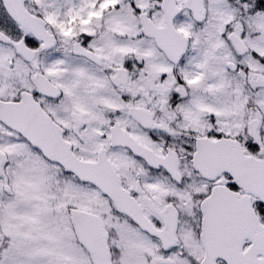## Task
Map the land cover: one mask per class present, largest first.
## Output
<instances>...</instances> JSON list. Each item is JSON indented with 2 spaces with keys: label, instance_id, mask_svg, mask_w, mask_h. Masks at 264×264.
Returning <instances> with one entry per match:
<instances>
[{
  "label": "flooded vegetation",
  "instance_id": "obj_1",
  "mask_svg": "<svg viewBox=\"0 0 264 264\" xmlns=\"http://www.w3.org/2000/svg\"><path fill=\"white\" fill-rule=\"evenodd\" d=\"M31 4L32 1L28 0L27 10L43 18L46 30L55 38V46L51 49L43 48L41 41L9 19L3 18L4 13L1 10L0 31L10 36L13 41L8 44L0 43V47L7 53L3 57L5 70L0 72V112L6 105L11 112L18 111L19 108L26 115L29 104L36 103L46 118L62 129L63 139L74 150L76 146L73 140L83 142L88 122L74 109L58 115L59 104L66 98L64 88L73 80L72 76L70 80L62 77L61 70H54L56 59L66 60L71 65L75 88L90 86L91 69H98L118 104V107L113 108L107 105L97 106L102 117L97 124L100 129L98 137L102 142L100 147H106L107 154L108 151L121 150L133 160L134 165L125 166L126 161L119 159V165L125 168H114L123 186L130 192L135 206L144 216L143 219L155 231H162L164 228L163 213L169 219L176 216V243L165 251L159 239L143 232L127 216L117 214L123 228L127 226L132 236L133 231L136 235L138 232L143 240L149 241V245L145 241L143 253L140 248V259L139 253L132 251L131 259V253L128 257L125 247H119L115 242L110 243L112 264H137L139 260V264L143 260V264H165L169 261L201 264L205 254L200 238L204 230L202 223L209 213L210 217L214 215L213 208L209 210L204 202L218 187H225L234 194H225L230 201L237 199L243 201L247 207L254 208L264 223V206L255 195L243 192L234 183V179L225 173L213 177L212 180L203 178L193 170L191 164L196 143L202 138L214 142L226 139L237 142L244 154L254 156L264 163V78L259 73L252 74L257 62L264 64V56L250 46V41L259 37L261 32L258 27L252 28L250 22H247L251 16H259V19L264 17V0H85L83 11L75 9L60 20L66 27L64 30L54 27L56 22L46 19L41 12L37 15ZM223 10L225 12L221 13ZM116 24L134 25L133 34L125 35L124 41L134 45L145 44L153 54L161 58L162 63L147 64L135 57L132 51H126L119 61L107 62L104 56L106 45L123 34L122 27L117 29ZM151 27L156 32L148 34L152 31ZM64 31V36L69 40L67 47L60 45ZM262 32L264 34V25ZM235 38L243 43V53L241 49L239 52V49L234 48L231 40L234 41ZM19 41L32 52L30 60L17 53L16 44ZM205 42L213 48V57L208 60L202 56ZM78 50L82 54L78 55ZM193 57H196L193 70L200 74L187 77L185 69ZM45 59L47 62L51 61V65L44 63L43 66ZM207 62L221 66L224 83H228L231 76L235 83L243 84L237 91L238 103L235 99L231 100L230 109L225 107L223 111H217V105L215 109L203 107L205 99L211 101V89L217 91V98L220 91L219 85L214 84L203 93L204 88L199 82L207 74L203 72L210 70ZM16 63L20 65V71H17ZM246 65L247 68L243 69ZM146 80L148 82L144 87ZM235 83L229 84L232 93L235 92ZM235 103L238 106L235 107ZM76 113L78 117L75 116ZM0 128V138L6 131L11 137L30 147L17 131L1 120ZM129 137L156 157L171 155V158L165 159L164 168L152 169L143 160L131 155L127 145L133 141ZM116 142L118 145L112 146ZM143 153L148 156L145 151ZM0 155L5 161L0 166L1 172L6 165V156L1 149ZM187 168L191 171L189 175L196 179L197 188L202 181L203 184L198 189L189 188ZM174 169L177 174L173 179L169 170ZM261 174L260 169L257 175ZM161 180L164 182L163 187ZM153 182L161 187V193L159 187L152 186ZM173 186L181 191L186 189L185 195L162 192L169 191ZM224 205L229 211L234 210V204ZM186 227L196 228L186 230ZM168 230L169 228L166 231ZM1 241L0 235V250L4 243V240ZM187 243L195 249L198 248L199 253L189 251ZM248 246L249 242L245 241L243 250ZM134 247L135 243H132L131 249H135ZM219 254L216 251L215 255ZM213 264L226 262L215 258Z\"/></svg>",
  "mask_w": 264,
  "mask_h": 264
},
{
  "label": "rangeland",
  "instance_id": "obj_2",
  "mask_svg": "<svg viewBox=\"0 0 264 264\" xmlns=\"http://www.w3.org/2000/svg\"><path fill=\"white\" fill-rule=\"evenodd\" d=\"M30 1L33 3L31 4L32 9L36 14L41 12L46 19L56 22L54 27L60 30L66 28L63 21L60 22L62 18L71 14L75 9L83 11L85 6V0ZM37 4L39 7H37ZM220 6L223 8L221 2ZM223 12L225 11L223 10L221 13ZM247 22H250L249 25L252 28L253 26L258 27V31L261 32L259 37L255 38L252 42L250 41V46L263 57L264 34L262 27L264 25V17L259 19V16H251ZM58 23L60 24L58 25ZM115 26L117 29L122 27L123 34L106 45L104 56L107 62L119 61L120 57L126 51H132L135 57L139 60H144L147 64L162 63L161 58L153 54L145 44L134 45L133 43L124 41L125 35L133 34L134 25L121 26L116 24ZM205 32H208V30ZM64 34L65 31L61 37L60 45L62 44V46L67 47L69 40ZM203 45L202 56L208 60V58L213 57V48L207 42ZM6 55L7 53L5 54L3 48L0 47V72L1 70H5L3 57ZM194 58L196 57H193L188 62L185 69L187 71L185 74L187 77H193L197 72V70H193ZM50 60L52 61L53 58ZM56 60L54 70H61L63 72L61 74L62 77L70 80V76H72L73 80L72 83L64 88L66 98L59 104L58 115L74 109L85 117L88 122V129L82 143L77 139L73 140L76 146L74 153L80 159L94 160L96 151L102 145L101 139L98 137L100 129L97 128V124L102 117L97 106L104 107L107 105L111 108L118 107L117 101L98 69H91L92 73L89 75L90 86L85 85L80 88H75L71 65L66 60ZM51 61L47 62L45 59L42 65L44 66V63L45 65L47 63L51 65ZM207 65L210 67V70L204 76L203 81L199 82L204 88L203 93H205V89H211L214 84L219 85L220 91L217 98V91L211 89V101L217 102L213 103L205 99L203 102L204 109H215L217 105V111H223L225 107H229L231 100L235 99L238 103L237 91L243 87V84L235 83L231 79V76L227 80L228 83H224L225 78L221 74V66L218 63L211 62H207ZM247 65L243 69L247 68ZM16 67L17 71L21 70L18 63H16ZM252 70L254 71L252 74L259 73L264 78V64L257 62V66ZM139 82L141 83L142 79ZM147 82L148 80L144 81V87L147 85ZM233 83H235V92L232 93L230 91L231 88L229 89V84L232 85ZM262 92H264V89H262ZM237 103H235V107L238 106ZM189 107L191 106L189 105ZM221 117L222 115L219 116V118ZM198 118L199 113H197ZM209 118L211 117L209 116ZM205 122L207 121L205 120ZM0 149L4 151L6 156V165L0 172V231L4 240L2 249L0 250V264H90L87 253L78 244L71 228L68 213L70 208H77L98 216L102 220L105 230L112 234V238H109L110 243L115 242L119 247H125L128 257L129 253H131V259H133L132 251L136 250L138 254L141 248V253H143V247H145L144 244L147 240H143L138 232L136 235L133 231L132 236L127 226L122 227L111 207L108 205L109 201L104 199L97 189L91 186H85L63 173L57 166L49 165L37 151L27 147L17 138L11 137L6 131H4L3 136L0 138ZM108 156L112 164L114 162L115 165L113 164V166L119 170H123L126 165H134L133 160L126 153L121 152V150L108 151ZM170 158L171 156H169ZM119 159L126 161L125 166L119 165ZM157 159H159L158 155ZM189 173L191 171L187 168L189 188L198 189L203 184L202 181L197 188L196 179L192 175H189ZM163 179H165L164 175ZM210 179L212 180V178ZM161 181L163 182V180ZM163 185L164 182L161 187ZM152 186L159 187L155 182L152 183ZM161 187H159V193H161ZM185 190H177V186H173L169 191L162 190V192H173L171 195L181 194L183 196L185 195ZM147 191L145 192L147 193ZM217 219L219 218L217 217ZM213 221H215V215H213ZM213 221H211V227H213ZM215 225L217 224L215 223ZM164 227H169L166 221ZM195 228L193 227L191 229V227H186V230H194ZM170 231L171 227H169V237ZM161 233L163 234V231ZM130 243H135V249H131ZM147 245H149V241H147ZM187 247L189 251H197L199 253L198 248L195 249V247L188 243ZM141 253H139V259L141 258ZM197 253L195 254L197 255ZM131 259H129V263H131ZM139 261H137V264H139ZM143 261H141V264H143ZM179 262L172 263L169 261L165 264H180Z\"/></svg>",
  "mask_w": 264,
  "mask_h": 264
},
{
  "label": "water",
  "instance_id": "obj_3",
  "mask_svg": "<svg viewBox=\"0 0 264 264\" xmlns=\"http://www.w3.org/2000/svg\"><path fill=\"white\" fill-rule=\"evenodd\" d=\"M1 1L6 13L15 22L35 33L42 30L43 25H45L42 19L32 16L25 10L24 2L26 0ZM75 116L78 117L76 114ZM0 120L17 131L46 159L59 164L65 172L73 174L81 182L89 183L98 188L102 194L109 197L117 210L126 212L143 230H148L151 235H156L159 238L163 236L161 238L163 246L168 247L167 244L170 239L163 234L148 229L146 222L139 216L133 202L127 198V194L121 189L119 178L103 148L99 149L96 160L93 162L77 158L71 150V145L64 141L58 126L47 119L45 113L34 102L29 104L26 115L21 113L19 108L18 111L11 112L5 105L2 112H0ZM132 148L140 149L134 144ZM196 149L197 151L192 159L193 168L196 172L207 179L220 173H228L236 179L244 191L262 197L264 200V164H257L250 157L243 156L239 146L234 145L230 140L212 142L207 139H200L196 143ZM3 162L4 158L0 155V166ZM260 169L262 174L258 176L257 172ZM240 170L244 172L241 173ZM169 172L174 174L175 171ZM251 179H254L258 184L256 187H249ZM220 190H223V188L221 187ZM216 193L217 190H214L204 202L209 210L213 208L214 215H217L215 221L209 213L206 222L202 226L208 229L212 228L211 221H213V225L215 223L218 225H215V227L224 226L223 229H227V232L224 231V234L222 232L221 235H225L226 244H217L216 246L211 242H207L204 236L206 242L203 244L205 250L203 264H212V260L217 257L212 253L217 250L221 253L218 257L224 258L228 264H264V227L259 224L253 211L247 210L248 207L246 208L243 201L239 206L238 202L235 203V200L230 201L225 196L226 192H221L217 196ZM263 200L262 203H264ZM224 204H234V210L229 211ZM220 205L223 206L218 207ZM70 220L75 235L89 254L92 264H111L107 234L99 217L83 210L71 209ZM168 225L172 226V223ZM216 233L215 230H210L208 235ZM243 238L249 239L251 242L245 252L241 251ZM258 255L261 258H258Z\"/></svg>",
  "mask_w": 264,
  "mask_h": 264
}]
</instances>
